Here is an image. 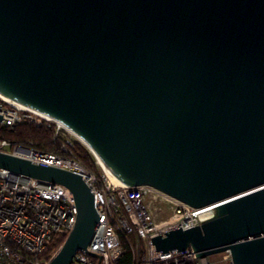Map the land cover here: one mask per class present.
Returning <instances> with one entry per match:
<instances>
[{"label":"water","instance_id":"1","mask_svg":"<svg viewBox=\"0 0 264 264\" xmlns=\"http://www.w3.org/2000/svg\"><path fill=\"white\" fill-rule=\"evenodd\" d=\"M0 93L66 127L127 186L212 206L152 237L156 254L264 264V0H0ZM0 169L72 193L74 226L47 264L80 250L100 263L82 175L1 151Z\"/></svg>","mask_w":264,"mask_h":264},{"label":"built area","instance_id":"2","mask_svg":"<svg viewBox=\"0 0 264 264\" xmlns=\"http://www.w3.org/2000/svg\"><path fill=\"white\" fill-rule=\"evenodd\" d=\"M0 114L2 129H13L23 123L44 126L52 131L57 145L56 151L47 152L35 149L31 143L22 146L0 137L1 152L82 175L94 194L95 209L100 217L86 249L103 256L99 264H116L124 251L122 238L128 239L130 234L147 239L145 264H214L209 256L198 257L191 247L156 254L151 243L156 235L180 226L185 230L212 218L211 205L195 208L147 185L117 186L105 174L91 171L82 164L75 154L81 141L63 125L34 111L17 108L1 98ZM76 213L72 193L65 186L0 169V264H47L39 254L53 235H68ZM166 213L169 216L159 220ZM128 243L133 252V264H138L134 244ZM220 254L227 264H233L229 251ZM98 260L80 250L71 264H97Z\"/></svg>","mask_w":264,"mask_h":264},{"label":"trees","instance_id":"3","mask_svg":"<svg viewBox=\"0 0 264 264\" xmlns=\"http://www.w3.org/2000/svg\"><path fill=\"white\" fill-rule=\"evenodd\" d=\"M0 137H4L13 143L22 146H27L31 143L35 149L40 151L53 152L56 151L57 148V145L54 144L52 131L50 129L44 126L38 127L30 123L18 124L13 129H2L0 127ZM75 154L86 167L94 171L97 169V164L93 154L79 143L75 148ZM131 236L132 235L129 237ZM65 238V235H53L46 243V246L39 254V257L41 259L49 260L59 249ZM131 240L133 243H136V239L133 237H131ZM122 246L124 251L116 264H133V252L131 246L127 242V239L122 238Z\"/></svg>","mask_w":264,"mask_h":264},{"label":"rangeland","instance_id":"4","mask_svg":"<svg viewBox=\"0 0 264 264\" xmlns=\"http://www.w3.org/2000/svg\"><path fill=\"white\" fill-rule=\"evenodd\" d=\"M81 144L82 146H84L87 150H89L83 143H79ZM90 151V150H89ZM91 152V151H90ZM94 156V155H93ZM94 159H95V162L97 164V169L94 170H91L90 168H88L89 170L91 171H94L96 173H102L104 174L103 170L101 169V167L99 166L97 160H96V157L94 156ZM169 216V213H166V214H163L162 217L159 218V220H162V219H165ZM130 235H132L131 237H133L134 239L137 240L136 243H133L132 240H131V237H129ZM128 236V239H127V242H130L131 244H134V248H135V252H137V255H138V258L137 259V263L138 264H145V261H146V256H147V252H148V241L147 239L145 238H141L140 236L136 235V234H130ZM56 253V252H55ZM54 253V254H55ZM223 254H214V255H210L209 258L213 261L214 264H227V261L226 260H223ZM53 257V256H52ZM51 257V258H52ZM40 258V257H39ZM50 258V259H51ZM41 259V258H40ZM49 259V260H50ZM45 260V259H43ZM49 260H45L46 262H49Z\"/></svg>","mask_w":264,"mask_h":264},{"label":"bare ground","instance_id":"5","mask_svg":"<svg viewBox=\"0 0 264 264\" xmlns=\"http://www.w3.org/2000/svg\"><path fill=\"white\" fill-rule=\"evenodd\" d=\"M0 98H1L2 100H4L5 102H7V103H9V104H11V105H13V106H15V107H17V108L25 109V108H23L22 106L16 104L15 102L11 101L10 99H8L7 97H5V96H4L3 94H1V93H0ZM27 110H30V109H27ZM31 111H32V110H31ZM96 160H97L99 166L101 167V169L103 170L105 176H106V177H107V178H108L113 184H115V185H117V186H125V185H126V184H125L121 179H119L115 174H113V173L107 171V170L102 166V164L99 162V160L97 159V157H96Z\"/></svg>","mask_w":264,"mask_h":264}]
</instances>
